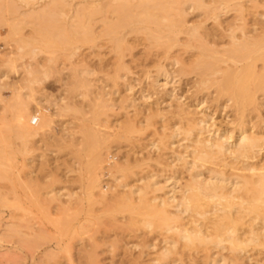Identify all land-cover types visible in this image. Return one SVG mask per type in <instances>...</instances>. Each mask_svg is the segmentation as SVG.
<instances>
[{
    "label": "rangeland",
    "instance_id": "374dc122",
    "mask_svg": "<svg viewBox=\"0 0 264 264\" xmlns=\"http://www.w3.org/2000/svg\"><path fill=\"white\" fill-rule=\"evenodd\" d=\"M10 1L0 0V113L2 114H0V138L2 137L0 142L2 141L1 144L4 146H0V172L9 173L8 180L0 179V264H211L214 260L223 264L222 258L229 261L224 264H231L229 258L232 255L227 248L223 250L220 247L211 246L206 250L202 247L185 249L181 241L169 259L161 260L164 249L170 248L171 243L178 241L176 232L168 228L172 224L168 226L167 223L166 226L162 224L148 228L142 216L134 215L124 207L127 203L125 198H131L133 205H139V197L137 198L139 195L130 193L137 188H144L146 185L144 183H149V181H156L157 187L164 188L155 193L152 190L148 191L149 201L158 199L153 204H158L159 200L172 196L173 194L170 193L172 189L176 190L175 197L179 199L180 192L190 183V177H192L190 175L194 173L192 166L189 165L193 161L189 156V150L186 149V146H190L191 143L186 140L182 131H180L181 135L180 133L176 135L178 133L176 129L182 128L181 130L184 131L188 128L186 127L187 118L201 119L205 115L207 126L213 125L211 130H233L234 140L239 136L237 134L239 126H237L238 122L231 102L225 103L226 98L218 99L215 87L212 85L202 86V89H200L201 86H198L199 89H196L197 86L194 88V85L187 86L189 81L191 84L193 80H196L190 71L192 68L196 69L193 54H199L200 50L193 45H198L191 42V46L195 48L193 51L185 46L189 41L185 34H180L178 39L171 42L169 38H165L168 35H165L167 32L159 33L156 25L155 29L150 23L144 26L137 25L140 30L150 27V30H155L157 35L160 34L158 37L163 40L157 39L158 44L154 43L155 40L152 43V39L157 37V35L152 37L155 35L154 31H151L152 35L149 36L146 29L139 31L137 27H133L134 32L129 33L132 31V26L130 28L126 23L128 25L125 24V28L128 31L124 32L125 42L122 44L124 63L119 64L115 44L112 41L114 37L112 35L111 39L107 30L103 29L106 26L103 27L100 17L97 16L95 20H90L93 22L91 24L87 20V24L90 25L88 26L83 22L81 15L67 13L64 16L63 13L58 12L56 14L31 13L19 0ZM46 1L48 0L40 1V5ZM222 2L221 8H225L223 0H205V5L210 6L207 13L191 8L180 21L185 23V28L194 26H201L200 30L216 28L217 22L225 27L234 22L233 19L238 17V14L234 11L229 13L219 11V20L215 22V19L211 17V8H218ZM75 3L77 2H73ZM235 3H242L246 9L244 20L236 24L242 26L245 22L244 25L252 29L255 21L264 23V16H255V18L252 16L253 14L264 15V0H242ZM9 4L10 9L8 10L6 7ZM185 7L188 8L187 5ZM158 19L160 21V18ZM171 19L178 21L180 18L174 16ZM85 25L87 28L83 27ZM9 26L13 30L17 26V33H14L15 31H12ZM45 31H48L49 35ZM13 34H16L15 37ZM100 35L105 37H100ZM51 38H54V41ZM20 41L23 44L20 43L19 46ZM257 66L261 69L264 63L259 62ZM165 71L170 75L167 79L161 77ZM31 72L32 75H30ZM156 78L161 85L167 84L165 89L154 87L153 81ZM84 80H87L86 82L91 86L88 92L82 88V83L81 86L78 84ZM27 82H31L29 86ZM128 87L132 90H127ZM166 92L172 93L171 96H167ZM202 100L204 102L200 104ZM22 105L29 107L32 116H35L39 110L40 116L45 115L51 120V123L49 119L45 121V127L40 131V136L29 138L24 142L21 139V133L18 137V128H15L18 126L15 120L17 111H13L21 110ZM180 106L186 113H191L186 115L187 118L185 115L184 119L177 115ZM254 107L249 106L245 114V131L247 135L251 133L263 136L264 93L257 94V105ZM77 108L83 109V113ZM28 120V125L35 128L30 125V119ZM88 124L97 134L98 130L99 133L101 131L99 136L102 134V137H99L102 143H100V150L98 149L102 161L99 159L101 166L99 165L98 170H95V173L97 171L102 175L100 177L102 183L100 190L94 191L92 200H89V195H87L86 184L90 179L89 174L94 171L90 168L93 158L89 157L86 146H84L85 139L82 132L84 126ZM208 135L205 133L204 137ZM193 138L190 139L193 140ZM78 146L80 148H77ZM230 161L229 158L227 162L231 166L223 167L224 164H222L219 168L215 165H206V169L217 170L219 168L218 171L224 170L223 172L227 175L231 174L230 176L243 174L239 170L246 161L241 160L238 161L239 163L231 161L233 164ZM247 162L250 165L264 168V146L255 159ZM114 163L116 166H126V173L118 172L120 170H116ZM196 163L200 165L199 162ZM235 168L238 170L235 171ZM201 171L204 178H209L210 175L205 168ZM117 178L119 180L115 181ZM101 190L106 191L104 193ZM58 193L61 195L59 199ZM125 193L128 197L123 195ZM114 202L118 205L116 206ZM171 206L173 207L168 208L169 212L177 214L175 204L172 203ZM76 207H80L82 211L80 208L79 211L82 213H79ZM78 213L80 216H77ZM61 214L63 216H57ZM65 217L70 218L67 220ZM87 217L91 218V221L89 218L86 220ZM246 229L247 227H244L243 230ZM226 246L227 244H223V247ZM246 253H242L243 257H239L241 258L239 264H264V248L257 249L249 246Z\"/></svg>",
    "mask_w": 264,
    "mask_h": 264
},
{
    "label": "bare ground",
    "instance_id": "6f19581e",
    "mask_svg": "<svg viewBox=\"0 0 264 264\" xmlns=\"http://www.w3.org/2000/svg\"><path fill=\"white\" fill-rule=\"evenodd\" d=\"M11 1H13V0H11ZM19 1H20V3H22L25 6L26 9L31 11V13L32 12H34V13L35 12L36 13L37 12H44V13L56 14L58 12L60 14L63 13V15L67 14V13L68 14L73 13V15H77V16L81 15L83 18V22L85 24H87L88 21L90 22V20H95L94 19L95 17L96 18L100 17L101 18L100 21L103 23V27L106 26L103 29L107 30V33H109L108 36H111V39H112V35L114 37V39L112 41L115 44L114 47H115L116 53L118 54L119 64H121V62L124 63L123 62L124 58H122V56H123L122 55V52H123L122 44L125 42L124 41L125 40L124 32L127 30V28H125L126 23L129 24V25L126 24V25H128V27L131 28V26H132V28H131L132 31H129V33L134 32L133 29L135 27H137V25L144 26V24L149 25V23H150V25H154V29L156 28L155 27V25H156L159 33L163 34V33L167 32V33H165V35L166 34H168V35H166L167 37H165V38H169L171 42H174L176 40V38L179 37L180 34H185V36L186 35L188 36L187 38H189V41L187 42V44H185V46L187 48H191L193 51L195 48L196 49L198 48L200 51H199V54L197 53L198 55L193 54V55H195L194 56L195 57L194 67L196 66V69L192 68L191 69L192 71H190L191 75H194L196 80H193V82L191 84H190V81L188 82V80H187V82L189 83L187 86L194 85L193 86L194 88L197 86L196 89L198 88V86L199 87L201 86L200 89H202L203 88L202 86L207 87L208 85H212L215 87V90H216L215 94L218 96L217 97L218 99L219 98H221V99L226 98L227 101L225 103L231 102L232 103L231 107L234 109V113L236 114V119L238 122L237 126H239L238 130H237V134L239 136L236 138V140H234L235 139L234 138L235 137L234 132H233V130L230 131L229 129H228L229 131H227V130L226 131L225 130L224 131H222V130H214L213 131V130H211L213 125L207 126V121H206L207 116L204 115L201 119H195L194 117H193L194 119H188L187 118L188 116H186V115H188V114L190 115L191 113H189V112L186 113L184 111V109L181 108V106H180V108L178 107L177 115L181 118H183L184 115L186 116V118H187V122H186L187 126L186 127H188V128L184 131L181 130L182 128L180 130L176 129V133L178 132L176 135L178 136L179 133H180L179 135H181L180 131H182L183 134L186 136L185 137L186 140H188V142L191 143L190 146L189 145L186 146V149L189 150V152H190L189 156L191 157V159L193 161L192 163L189 164L192 166V169L194 171V173L192 171L193 175H190V176H192V177H190L191 178L190 183L182 189V191L180 192L181 194L179 196V199H177L175 197L176 190L172 189V191H170V193L173 194L172 196H170L169 198L167 197V199H164V198L161 199L159 197L161 199V200H159V203L153 204L154 202L158 201V199L155 198V199H152V201H149L148 197H147L148 191L152 190V192H154V193L158 192V191L160 192L162 188L157 187L158 183H156V181L155 182L149 181V183H144L146 185L143 184L145 186V187L143 186L144 188H142V189L137 188L134 191H132V193L129 192L130 194L139 195V196H137V198L139 197L138 199L140 202L139 203L140 206L139 205L135 206L136 204L133 205L134 202L131 200V198H127V199L125 198L127 203L125 202L126 206L124 205V207L126 209H128L129 212H132L134 215L142 216L145 219V220L144 219L143 220L145 221L144 223L148 228H151L154 226H161L162 224H164L166 226L167 223H168L167 224L168 226H169V224L170 225L172 224L171 227L169 226L168 228H170L169 230H172V232H173V230L176 232L177 237H178V241L176 240L175 242L171 243L170 248L164 249V251L161 254V260H163V261H166L167 259H169V256L172 254V252L175 251L176 246L179 244V241L183 242V246L185 249H197V248L202 247V248H204V250H206L207 248H210L211 246L216 247V248L220 247L223 250H225L227 248L232 255L229 258V259H231L230 260L231 264H239V259H241L239 257H243L242 253H246L247 248L249 246L250 247L254 246L257 249L258 248H264V234H263L264 233V168H259L255 165H250L247 162V161L255 159V156L257 155V153H259L260 150L262 149V147L264 146V134H263V136L261 134H260L261 136H259L257 134L255 135V134H251V133L249 135H247V132L245 131L246 126H244L245 125L244 122H246V121H244V118L246 117L245 116L246 112L249 110L248 109L249 106H253V108H255L254 106L257 105V94L259 92L264 93V66L261 69H259L257 66V63H259V62L264 63V23L263 22L259 23L258 21H255L253 23L252 29H248L247 26L244 25L245 24L244 21H243L244 24L242 26H239L240 24L239 25L236 24L237 22H242V19L244 18V13H246V9L242 3H235L237 1H242V0H223L225 3L224 4L225 8H221V6L223 5V2H222V4L220 3L221 5H219L218 8H216V7H214L213 9L211 8V17L215 19V22L217 20H219V15H218L219 11H221V12L223 11L224 13H229L231 11H234V13L238 14V17H236V18L234 17V19H233L234 22H231V23L225 25V27H222V25L220 23L218 24V22H217L216 28H210V29H204V30H203V28H202V30H200L201 26H199V27L194 26L191 28H185V25H184L185 23L183 21H180V20L183 18V15L187 14L188 9H191V8H193L194 10H197V11L198 10L206 11V13H207L210 6L208 5L209 6L208 7L205 5L206 4L205 0H174L172 2H171V0H48L44 3H42L41 5H40V1H43V0H19ZM15 2H16V0H15ZM73 2H77V3L73 4ZM17 3H19V2H17ZM190 4H193V5H190ZM214 4H216V3H214ZM186 5L188 6L187 9L185 7ZM9 6H10V4L6 7L8 10L10 9V8H8ZM20 8H21V5H20ZM15 9L17 10L16 7H15ZM22 10H23V7H22ZM173 13H175V14H173ZM29 15H31V14H29ZM172 15H173V17L175 16V17H178L180 19H178V21L177 20L174 21V19H171V18H173ZM32 16H35V15H32ZM108 16H110V17H108ZM252 16H254V18H255V16L263 17L264 15H261V14L254 15L253 14ZM74 18H77V17H74ZM158 18H160V21ZM84 19H86L85 20L86 22L84 21ZM49 21L52 22L51 20H49ZM55 21H57V20H55ZM91 23H93V22H90L89 24H91ZM151 23H153V24H151ZM89 24H87V25L90 26ZM19 25H20V22H19ZM11 26H13V25H11ZM16 27H15V30H13V28L10 27V28H12V31H15L14 33H17ZM83 27L87 28L86 25ZM257 27H259V28H257ZM137 28L139 29V31H141V30L143 31L144 29H146L149 32L148 33L149 36L152 35V34H150L151 31L155 32V33H153L155 35H152V37L157 35L155 30H153V29L150 30V27H149V29L142 27L143 29H141V30H140L139 26ZM80 29H81V27H80ZM91 30H92V28H91ZM136 30L137 29H135V31ZM45 32L47 33L48 31H45ZM57 32H59V31H57ZM46 33H45V35H46ZM110 33H111V35H110ZM84 34H85V32H84ZM87 34H89V32H87ZM15 35H14V37H15ZM104 35H102V36L100 35V37H105ZM158 36L160 37V34H158L157 37H154V39H152V43L155 40L154 43L158 44V42H157L158 40L159 41L163 40V39H159ZM69 38L70 37H68V39ZM147 38L148 37H146V39ZM162 38H164V37L162 36ZM55 39H57V38H55ZM9 40H10V38H9ZM41 40L42 39H40V41ZM4 41H6V40H4ZM58 41H59V38H58ZM66 42H67V39H66ZM191 42L196 43L198 46L193 45L195 47L193 49V46H191ZM18 43H19V46H20V43L23 44L22 41H20ZM63 43L65 44L64 41H63ZM63 43H62V45H63ZM175 43H177V42H175ZM27 45H28V43H27ZM52 45H55V43H52ZM52 45L50 47H52ZM173 45H174V43H173ZM218 46H221L222 48L219 49V48H217ZM59 49H61V48H59ZM20 50H22V48H20ZM115 51H114V53H115ZM196 57H198L197 60H196ZM82 69H84V68H82ZM193 69H194V71H193ZM196 71H197V73H195ZM119 72H121V71H119ZM30 75H32V72ZM116 75H117V71H116ZM37 76H39V75H37ZM162 76L165 79L170 77L169 73L166 71H165V73H163L161 75V77ZM195 78H192V79H195ZM86 81L84 80V81L79 82V83L77 81V83L79 85L82 83L83 84L82 88L86 89L88 92V89L91 86ZM88 81H89V79H88ZM29 83H31V82H27L28 86H29ZM153 84L155 85L154 87L158 88V89H160V88L165 89V87L167 86V84L161 85L160 81L157 78L155 79V81H153ZM70 86H71V84H70ZM24 90H25V88H24ZM89 90H91V89H89ZM127 90L130 91V90H132V88L128 87ZM100 94H102V93H100ZM171 94L172 93L166 92V95L169 97L171 96ZM83 96L85 97L86 95H83ZM28 98H30V97H28ZM85 100L87 101V99H85ZM91 100H93V99H91ZM203 102L204 101L202 100L200 102V104H202ZM19 103H21V102H19ZM86 104H88V102ZM22 107L23 108L21 110L18 109L19 112H18V110H13V111H17L16 116L15 115L14 116H15V120H17V125H18L17 127H15L16 129L18 128V137H19V133H21V137H22L21 139L24 142V140L27 141L29 138H35L37 136H40L41 135L40 131H42L44 129L45 121H47L49 118H47V116H45V115L40 116L39 110L35 116H32V114L29 111L28 106L22 105ZM250 108H252V107H250ZM74 109L76 110V108H74ZM80 109H81V107H80ZM80 109H78V111L82 112L83 109L82 110H80ZM65 110H67V109H65ZM75 112L77 113V111H75ZM75 112H74V114H75ZM89 113H87V114H89ZM79 117H80V115H79ZM28 119H30V125H32L33 127L35 126V128H31L28 125V123H29ZM79 120H81V119H79ZM34 122H36V124H34ZM39 122H40V124L38 125ZM79 122H81V121H79ZM95 122H97V120ZM11 123H13V122H11ZM50 123H51V120H50ZM96 124H98V123H96ZM8 125H9V123H8ZM47 125H48V123H47ZM19 127L21 130L20 132H19ZM123 127H124V125H123ZM126 129H124V130H126ZM131 129L132 128H130V130ZM133 129H135V128H133ZM73 130H75V129H73ZM79 131H82V129L81 130L79 129ZM15 132L17 133V131H15ZM82 132H83V136L85 139L84 146H86V150H87V153H89V157L91 156V158H93L91 160V163H90V168H91V170H94V171H91L92 173L89 174L90 179L88 180V184H86L87 185L86 191H88L87 195H89V198H90L89 200H92L91 198L94 197V194H93L94 191L100 190V184L102 183L100 181L101 180L100 177H102V175L97 171L95 173V170H98L99 165L101 166V164H99L100 163L99 159H101L99 150H100V145H101L100 143H102V142H101V139L99 137L102 134L99 136L98 134H100L101 131L99 133V130H98V134H97V132L89 124H88V126L87 125L84 126V129ZM14 133H13V135H14ZM102 133H103V131H102ZM116 133H118V132L116 131ZM174 133H175V131H174ZM205 133H207L209 135L207 137H204ZM8 134H9V132H8ZM126 136H128V135H126ZM173 136H175V135L173 134ZM4 137H5V135H4ZM82 137H80V138H82ZM192 137H194L193 140L190 139ZM69 138H71V137H69ZM123 138H124V136H123ZM0 139L2 140V137ZM122 140H125V139H122ZM118 141H120V140H118ZM1 142H0V146H3V144H1ZM120 142H122V141H120ZM4 144H5V141H4ZM7 147H9V146H7ZM73 148H75V147H73ZM77 148H80V147L78 146ZM107 149H110V148H107ZM80 152H82V150ZM83 152H84V150H83ZM229 158L231 159L232 162L233 161L238 162L241 160L246 161L245 164L243 162V164L241 166L242 168L241 169L239 168L240 169L239 171L243 174L237 175V174H234L232 172V175L233 174L234 175L230 176L231 174L227 175L226 173H224L225 172L224 170H223L224 172L220 171L221 169L218 171V169L222 167V166L219 167V165L224 164L223 167L231 166V165H229V162H227V160ZM1 159H3V158H1ZM100 161H102V159ZM196 162H199L200 165H198V163H196ZM232 162H231V164H233ZM103 163H102V166L104 165ZM206 165H215V166H218L219 168L217 170H213L211 168L206 169ZM115 166H116V164H115ZM121 166H116V170L117 171L120 170V171H118L120 173L125 172L126 166L125 165H124L125 167H121ZM122 168H124V170L121 171ZM203 168H205V171L208 173V175H210L209 178L203 177L204 174L201 171ZM230 168L232 169L233 167H230ZM110 170H111V168H110ZM232 170H234V168ZM237 170L238 169L235 168V171H237ZM113 171L115 172V170H113ZM8 174L9 173L6 171L5 172L3 171V173L0 172V179L8 180L9 179ZM108 176H110V175H108ZM126 178H127V175H126ZM118 180L119 179L117 178L115 181H118ZM141 182H142V180H141ZM143 182H145V181H143ZM11 184H13V183H11ZM105 184H107V183H105ZM120 186H122V185L120 184ZM101 191H103V190H101ZM105 191H103V192L105 193ZM126 193L123 195H126ZM69 195L71 196L72 194H69ZM59 196H61V195L58 193V196H57L58 199L60 198ZM28 197H30V196H28ZM67 197H69V196H67ZM63 198H64V196H63ZM133 200H135V199H133ZM82 201H83V198H82ZM48 202H50V201H48ZM118 202H119V200H118ZM115 203H117V202H114V204ZM172 203L175 204L174 207H175L177 214H172L168 210L169 207H173V206H171ZM38 204H39V202H38ZM48 204H50V203H48ZM71 204H72V202H71ZM34 205H35V202H34ZM75 205H77V204H75ZM79 208H77L78 209L77 211H79ZM112 208H115V207H112ZM63 209H65V208H63ZM80 210H81V208H80ZM81 211H79V213ZM88 211H90V210H88ZM59 213H61V212H59ZM79 213L77 216H80ZM76 214H77V212H76ZM88 214H89V212H88ZM57 216H63V215L61 214V215H57ZM74 216L77 217L76 215H74ZM65 218H67V217H65ZM69 218H67V220ZM88 218L89 217H87L86 220ZM90 219L91 218H89V221H91ZM136 220H138V219H136ZM74 221H75V219H74ZM139 221H141V220H139ZM169 222H171V223H169ZM81 224H82V221H81ZM164 225L162 226L163 228H164ZM146 226H144V227H146ZM244 227H247V229L243 230ZM258 227H260V228H258ZM168 228H165V229H168ZM32 230L33 229H31V231ZM169 230H167V231H169ZM11 232H14V231L11 230ZM165 232H166V230H165ZM31 234H33V233L31 232ZM223 244H227V246L223 247ZM246 254H248V253H246ZM222 259L224 260V261L222 260L223 264L228 261V260L225 261L224 258H222ZM211 264H219V263L216 260H214V262H212Z\"/></svg>",
    "mask_w": 264,
    "mask_h": 264
},
{
    "label": "built area",
    "instance_id": "2783aa9c",
    "mask_svg": "<svg viewBox=\"0 0 264 264\" xmlns=\"http://www.w3.org/2000/svg\"><path fill=\"white\" fill-rule=\"evenodd\" d=\"M34 124H36V122H34Z\"/></svg>",
    "mask_w": 264,
    "mask_h": 264
}]
</instances>
